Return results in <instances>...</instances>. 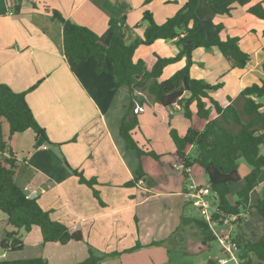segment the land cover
<instances>
[{"label": "crops", "instance_id": "0c3cea01", "mask_svg": "<svg viewBox=\"0 0 264 264\" xmlns=\"http://www.w3.org/2000/svg\"><path fill=\"white\" fill-rule=\"evenodd\" d=\"M210 1L200 0L197 6L201 29L207 37H212L216 34L215 27L222 25L219 37L222 40L238 37L241 49L251 59L245 68L238 69L228 55L223 56L216 48L197 49L192 54L190 75L209 85H221L220 89L209 92V96L222 108L231 104L236 106L238 102L242 106L241 91L259 84L264 78L261 69L264 63V21L246 12L257 3H262L264 8V0H220L222 2L213 4V8ZM185 2L23 0L20 12L14 14L13 0H0V84L15 93L35 87L25 99L49 141L40 139L39 142L32 130L10 137L8 125L5 127L4 121L1 122L4 138L17 159L15 181L27 197L34 196L32 199L49 212L53 221L63 224L71 233L79 232L83 239L66 245L43 244L40 229L33 226L29 232H19L23 249L17 252L0 249V261L41 257L48 264L80 263L88 257L89 248L104 257V261L116 259L138 244L146 248L158 247L152 244L164 242L161 246L167 247V241L177 240L173 234L180 218L182 215L189 217L183 208L188 204L182 197L185 180L173 168L179 163L174 155V145L173 148L170 146L167 136L159 138L157 127L162 126L167 133L174 129L182 136L189 127L202 130L207 122L197 120L194 103L190 105L192 118L186 119L179 105L163 108L142 91L135 92L133 112L128 114L131 104L128 90L116 85L111 66L108 72L97 75V65L93 61L83 65L71 64L63 53L62 25L51 15L58 11L65 19L90 29L104 45H108L114 36L122 35L125 43L130 45L143 37L146 28L144 12H150L154 21L162 24ZM228 8L231 9L230 15L217 13ZM177 53L172 41H157L150 46H139L134 58L143 60L150 67L154 55L163 58L174 57ZM184 65L183 59L166 68L173 74ZM166 68L160 80L170 77L164 76ZM189 95L184 93L186 98ZM136 105L141 108L138 113H135ZM126 117H134L137 121L136 128L131 131L137 146L152 149L159 156L154 160L161 162V174L156 172L154 175L155 169L148 161L151 157L138 158L134 150L126 147L119 133ZM215 118L217 114L211 109L210 119ZM161 141L163 147L158 145ZM7 157L0 154V161ZM139 169L143 187H138L135 182ZM74 171L86 181L94 180L95 183L91 187L82 183ZM192 175L197 184H206L204 176L193 173V167ZM129 183L133 185L128 186ZM262 184L264 174L250 195L252 213L242 224L254 241L264 235V220L254 208ZM255 214L259 219H255ZM12 230L6 215L0 211V241L6 232ZM28 245L31 249L26 253L24 250ZM46 245L54 247L45 251ZM39 247L41 254L36 251ZM200 248H205L201 242L199 251ZM42 252L54 263H50V258L43 256ZM66 256H72V259Z\"/></svg>", "mask_w": 264, "mask_h": 264}, {"label": "trees", "instance_id": "16d2710c", "mask_svg": "<svg viewBox=\"0 0 264 264\" xmlns=\"http://www.w3.org/2000/svg\"><path fill=\"white\" fill-rule=\"evenodd\" d=\"M152 0H145L146 4ZM200 0H186L185 4L162 24H157L152 14L148 11L143 14V22L146 28L142 38L136 39L130 45L124 41V36H114L108 45L101 43L100 38L90 29L79 26L65 19L58 11H53L51 18L62 25V43L64 57L74 65H83L88 61L96 63L97 75L108 72L111 66L116 85L119 88H127L131 98L128 114L134 108L136 91L146 92L153 102L163 108H170L174 104L179 105L186 119L192 118L190 105L194 103L196 115L207 123L202 130L189 127L184 135H179L176 130L169 132L173 142L174 155L184 167L198 166L204 173L206 184L216 198L218 211L227 215H238L250 211V195L260 184L264 174V155L260 154V148L264 144V78L259 84H252L243 89L239 95L243 103L240 109L234 104L222 108L210 96L209 92L221 88L220 84L209 85L202 80L194 79L190 75L193 64L192 54L197 49L209 50L216 48L223 56L228 55L234 62V67L243 69L249 63L251 57L240 47L238 37H227L222 40L219 33L223 26L215 27L216 34L207 37L199 26V18L196 10ZM23 0H13L12 11L18 14ZM222 2L212 0L209 5ZM230 8L218 12L222 15H230ZM246 12L264 21V8L262 3L249 7ZM264 35V30H263ZM157 41H172L178 53L174 57H159L154 55V61L147 67L143 60L134 58L139 46H150ZM185 60L183 68L166 80H160L164 68ZM264 73V63L261 65ZM35 87L21 93L13 92L8 86L0 84V154L8 157L0 161V211L7 217L8 224L13 228L6 232L0 241V249L4 252L21 251L24 247L19 232H29L33 226L40 229L42 242L59 243L66 245L74 241H82L79 232L71 233L63 224L53 221L49 212L44 211L35 199H30L15 181L17 159L13 151L8 147L4 138L1 122L8 125L9 136L22 134L32 130L36 140L49 142L45 131L34 119L27 105L25 96ZM188 92L189 97H184ZM211 109L217 114V118L210 119ZM133 112V111H132ZM135 118L126 117L120 126V136L125 141L126 147L136 152L138 158L148 156L159 159L153 151L139 148L131 137V131L136 128ZM188 149L194 151L195 156L190 157ZM243 160L250 168L244 177L243 187L236 192L237 200L232 203V185L241 181L239 174V161ZM82 183L92 186L95 181H86L81 174L74 171ZM142 179V171L139 169L135 182ZM133 185L129 183L128 186ZM257 214L264 220V188L254 206ZM237 230L233 240L238 245V256L242 264H264V235L254 241L243 233L240 227L242 219H238ZM195 227L201 232L202 245L215 241L207 224L200 217H181L180 225L174 231L173 237L179 234L185 227ZM175 240V239H174ZM173 239L166 242L172 246ZM164 242L153 243L152 246L163 245ZM141 248L140 245L127 250L131 252ZM104 257L98 256L89 248L88 257L79 264H101ZM0 264H48L41 258L3 260ZM207 264H215L209 260Z\"/></svg>", "mask_w": 264, "mask_h": 264}, {"label": "rangeland", "instance_id": "374dc122", "mask_svg": "<svg viewBox=\"0 0 264 264\" xmlns=\"http://www.w3.org/2000/svg\"><path fill=\"white\" fill-rule=\"evenodd\" d=\"M164 72H165V75H164L165 77H168V76L171 77L174 73L177 72V70L173 74H171V73H169L168 68H166V70ZM236 106L238 109H240L241 108V102H238L236 104ZM197 120L203 121V119H200V118H197ZM3 124L5 127H7V123L5 121ZM157 130L159 132V138L161 139V138H164V136L165 137L167 136L168 140H169V144L173 148V142L171 141L169 133H167V131L164 130V128L162 126L157 127ZM170 130H172V129H170ZM170 130H169V132H170ZM136 131H138V130H136ZM158 145H161L163 147L164 146L163 141H161L160 144H158ZM161 146H160V149H161ZM145 148H147V147H145ZM151 151H153V150L151 149ZM260 152L262 155H264V146H262L260 148ZM188 153L190 154L191 158H193L195 156L194 151L190 150V151H188ZM148 161H149V164L151 165V167L153 166L152 169H155L153 171L154 175L156 172H158V173L160 172V174L163 172L161 170L163 167H162V164L160 161H155L152 158H148ZM249 171H250L249 166L243 160H240L239 161V174L241 177V181L238 184L232 185V187H231L232 194L230 196V201L232 203H234V201L237 200V196L234 195V192L236 190H240L243 187V185H244L243 179L249 173ZM193 173L194 174L200 173L199 176H201V177L204 176L203 171L198 166H193ZM156 175H158V174H156ZM203 180L206 181V178L203 177ZM182 200H183V198H182ZM209 201L211 202V199H209ZM178 203L182 207V201L180 198L178 199ZM183 203H184V201H183ZM185 206H183L184 214H186L189 217H198L195 205L186 204ZM245 213H247V216L245 218H242V224H243V221L247 217L248 218L250 217L252 211L250 210V211L245 212ZM182 217H186V216L182 215ZM255 219H259L256 214H255ZM242 224H240L241 230L243 229ZM179 225H180V222H179ZM233 225H234V227H233L232 237L234 236L235 231L238 228L237 225H239V223H235ZM243 233H245L252 240H254L252 238V234L251 235L248 234L246 229L245 230L243 229ZM176 237H178L177 240H174L172 246H170V247H168V246L165 247V246L160 245L158 247H146V248L144 247V248L137 249V250H134L131 252L126 251L125 253H122L118 258H116V259L112 258L109 260H104L101 262V264H207L210 259L215 260L217 258H219V259L227 258L224 254L221 253V247L218 245V243L216 241L209 242L205 246V248H200L201 250L199 251L198 248H199L200 242L202 241V235H201V232L198 229H196L195 227L183 228L181 231H179V234ZM188 240H190V241H188ZM26 247L28 249H25L24 251L26 253H28L29 249H31V246L28 245ZM45 247H46L45 251H48L49 249H52V247H54V246L53 245H46ZM58 247H60V246H58ZM185 249L187 250V253H185V251H186ZM36 251H39V254H41V248L40 247ZM167 251H169V253ZM42 255L45 256L46 258L47 257L50 258L46 253L42 252ZM63 257H65V256H63ZM67 257L68 256H66V258ZM37 258H41V257H37ZM68 258L72 259V256H69ZM85 260L86 259H84V261ZM82 262H80V263H82ZM50 263H54L51 258H50ZM62 264H79V263H74V262L70 263L68 261H62ZM228 264H233V263L229 262Z\"/></svg>", "mask_w": 264, "mask_h": 264}, {"label": "built area", "instance_id": "2783aa9c", "mask_svg": "<svg viewBox=\"0 0 264 264\" xmlns=\"http://www.w3.org/2000/svg\"><path fill=\"white\" fill-rule=\"evenodd\" d=\"M140 110L141 108L136 105L135 113H138ZM43 148L45 149V146ZM173 168L184 176L185 189L182 192V197L188 204L195 205L200 219L207 224L215 241L221 247V253L227 257L222 259L217 258L214 260V263L228 264L232 262L233 264H242V260L238 256V245L233 240L232 232L233 224L237 223L239 218H245L247 213L227 215L218 211L215 196H213L207 184L200 185L196 183L192 175V167H184L179 161ZM136 185L143 187L144 183L142 179H138ZM261 186V189L264 188V184ZM28 198L32 199L34 196H28ZM209 199H211V202Z\"/></svg>", "mask_w": 264, "mask_h": 264}]
</instances>
